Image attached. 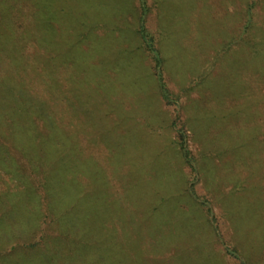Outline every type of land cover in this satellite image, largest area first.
<instances>
[{
    "label": "rangeland",
    "instance_id": "374dc122",
    "mask_svg": "<svg viewBox=\"0 0 264 264\" xmlns=\"http://www.w3.org/2000/svg\"><path fill=\"white\" fill-rule=\"evenodd\" d=\"M20 5L0 264H264V0Z\"/></svg>",
    "mask_w": 264,
    "mask_h": 264
},
{
    "label": "trees",
    "instance_id": "16d2710c",
    "mask_svg": "<svg viewBox=\"0 0 264 264\" xmlns=\"http://www.w3.org/2000/svg\"><path fill=\"white\" fill-rule=\"evenodd\" d=\"M23 2V0H0V22H4L6 24H10V27H9V31H10V34L9 35H6L4 32H0V49H5L7 43L12 40L14 43L15 42H18V32H16V35H15V32H14V29L12 27V25H17L18 24V28H15L16 30L17 29H20L22 27H20V22L22 21L21 17H22V14L20 13V8L21 7V3ZM37 14L34 12V17H36ZM249 23L250 21L252 20V17H253V10H252V7L250 6L249 7ZM34 17H33V20H34ZM27 19V22H32L29 20V17L25 18ZM36 20V19H35ZM20 25V26H19ZM138 33L141 35V37L143 38L144 42H147V45L149 47V51L151 52L152 56H153V59L155 61V65H156V73L158 75V78H159V81H160V86H161V89L163 91V96L165 99H169V92L166 88V85L163 81V74H162V61H163V58L161 56V53L158 49H156L154 46H153V43L150 42L149 40H147V36L145 34V29H144V26L142 25L141 28L138 30ZM15 35V36H14ZM12 36V37H11ZM30 37V36H29ZM3 39H6V41H4ZM10 53V51H9ZM14 51L12 52L11 55H13ZM9 87V84L6 83V82H0V89L2 90H5L6 88ZM15 88V90H14ZM11 89L13 91H16L18 90L16 88V86H11ZM25 89V88H24ZM27 90V89H25ZM12 91V92H13ZM2 94L6 97L7 94H8V91H2ZM11 98L14 99V100H18V97L13 96L11 94ZM23 100H26L25 98H22ZM18 101H21L22 100H18ZM14 106H15V110H14V113L16 112H19L20 109H23L19 104L15 103L14 101H10ZM4 111V113L6 115H11V113H9L8 111H5L3 106L4 105H0ZM24 110V109H23ZM25 113H27L25 110H24ZM13 113V115H14ZM24 113V114H25ZM181 136H182V141H181V146L182 148L184 149V152L187 153L186 151V143H185V138H184V134L181 133Z\"/></svg>",
    "mask_w": 264,
    "mask_h": 264
}]
</instances>
